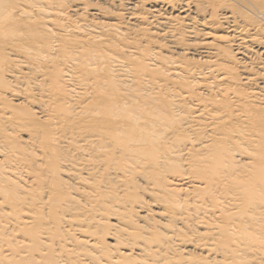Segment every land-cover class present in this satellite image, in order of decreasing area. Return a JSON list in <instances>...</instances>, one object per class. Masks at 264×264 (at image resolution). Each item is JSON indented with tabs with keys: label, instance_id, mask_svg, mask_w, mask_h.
<instances>
[{
	"label": "bare ground",
	"instance_id": "6f19581e",
	"mask_svg": "<svg viewBox=\"0 0 264 264\" xmlns=\"http://www.w3.org/2000/svg\"><path fill=\"white\" fill-rule=\"evenodd\" d=\"M263 86L264 0H0V264H264Z\"/></svg>",
	"mask_w": 264,
	"mask_h": 264
},
{
	"label": "rangeland",
	"instance_id": "374dc122",
	"mask_svg": "<svg viewBox=\"0 0 264 264\" xmlns=\"http://www.w3.org/2000/svg\"><path fill=\"white\" fill-rule=\"evenodd\" d=\"M110 11L112 12V11H115L114 9H112L111 10V8H110ZM73 18L75 19L76 17H75V15L73 16ZM77 19V18H76ZM165 50H166V52L165 53H163L165 56H167V57H172V58H174L175 60H177V61H179V60H182V59H184V58H188V59H191V60H194L193 62H195V63H197V64H200V63H202V62H200V61H198V58L197 57H194V56H191L189 53H187V52H183V51H180V50H172L171 48H165ZM204 60H206V59H204ZM241 78L242 77H240V79L239 80H241ZM247 87H249V86H246V87H244V88H247ZM255 87V86H254ZM262 86H260V87H258L257 86V88H261ZM264 87V86H263ZM201 88V89H200ZM256 88V87H255ZM203 89V90H202ZM257 90V89H256ZM197 91H199V93H202V94H204L203 92H205L204 91V87L201 85L200 87H198L197 88ZM206 93V92H205ZM203 96H206V95H203ZM259 97V96H258ZM264 99V96H263V98H262V96L260 97V100H262V102L264 101L263 100ZM259 100V101H260ZM191 106H192V108H193V105L192 104H190Z\"/></svg>",
	"mask_w": 264,
	"mask_h": 264
}]
</instances>
